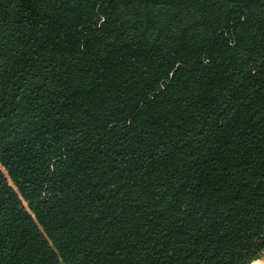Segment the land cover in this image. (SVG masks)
Here are the masks:
<instances>
[{"label":"trees","instance_id":"trees-1","mask_svg":"<svg viewBox=\"0 0 264 264\" xmlns=\"http://www.w3.org/2000/svg\"><path fill=\"white\" fill-rule=\"evenodd\" d=\"M264 0H0V264H264Z\"/></svg>","mask_w":264,"mask_h":264},{"label":"rangeland","instance_id":"rangeland-1","mask_svg":"<svg viewBox=\"0 0 264 264\" xmlns=\"http://www.w3.org/2000/svg\"><path fill=\"white\" fill-rule=\"evenodd\" d=\"M263 262H264V258H263V260L261 259V260L257 261L256 263H263Z\"/></svg>","mask_w":264,"mask_h":264}]
</instances>
